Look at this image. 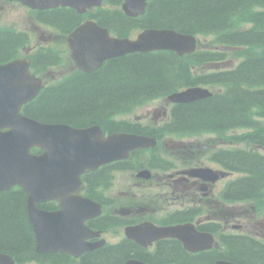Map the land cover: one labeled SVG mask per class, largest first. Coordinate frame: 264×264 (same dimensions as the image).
<instances>
[{
  "label": "trees",
  "instance_id": "1",
  "mask_svg": "<svg viewBox=\"0 0 264 264\" xmlns=\"http://www.w3.org/2000/svg\"><path fill=\"white\" fill-rule=\"evenodd\" d=\"M264 0H152L139 21L118 13L119 36L135 28H167L181 33L213 36L210 45L227 51H202L178 57L170 52L131 54L106 62L101 68L82 75L57 89L39 95L24 114L43 122H63L75 126L98 124L113 132H128L159 137L163 132L194 134L214 132L234 145L232 150L209 153L207 160L219 163L241 177L231 185L235 198L255 196L264 188ZM142 27H135L136 25ZM250 25L249 27H244ZM134 26V27H127ZM15 40L0 36V62L14 54ZM230 54V55H229ZM51 52L39 53L46 60ZM231 58L232 67L209 70V66ZM213 87L212 97L171 108L169 122L159 129L114 121L134 106L183 88ZM251 128V132L224 136L225 133ZM145 131V132H143ZM204 156L187 158L192 165ZM25 211V193L12 190L0 193V252L13 257L16 264H73L58 255H38ZM241 259L264 264V254L236 245ZM128 256L108 247L92 255L84 264H118Z\"/></svg>",
  "mask_w": 264,
  "mask_h": 264
},
{
  "label": "flooded vegetation",
  "instance_id": "2",
  "mask_svg": "<svg viewBox=\"0 0 264 264\" xmlns=\"http://www.w3.org/2000/svg\"><path fill=\"white\" fill-rule=\"evenodd\" d=\"M17 14H21L19 19ZM117 16L116 2L112 0L81 13L68 7L38 11L20 2L0 0L1 32L6 39L14 37V46H22L17 58H29L31 72L46 79V86L48 81L51 85L58 84L74 70L72 66L63 69V61L68 60L66 37L69 32L86 21H93L100 27H117L113 22V19L119 21ZM47 46L55 47L62 54L46 60L32 57L38 48ZM52 59L57 71L43 73L44 66ZM164 139L165 149L154 153L158 161H155L154 154H145L152 156L149 179L138 177L142 164L133 159L113 162L81 175L82 186L73 195L89 198L101 206V215L85 221L89 230L100 233L96 239L89 240L110 237L117 250L128 249V256L118 264H124L130 258L145 264H216L221 260L250 264L241 259L236 245L264 254V207L253 205L250 200L236 205L223 200L227 176L210 183L186 174L190 168L201 166L221 171L210 163L186 165V157L202 153L200 144H196V151L192 142ZM42 204L45 208L58 209L56 200ZM144 224L156 227L192 225L194 237L201 236L197 245L206 248L187 251L184 243L175 239L156 240L143 246L125 237L126 228ZM143 241L147 242L146 239ZM99 251L85 253L76 261H90Z\"/></svg>",
  "mask_w": 264,
  "mask_h": 264
},
{
  "label": "water",
  "instance_id": "3",
  "mask_svg": "<svg viewBox=\"0 0 264 264\" xmlns=\"http://www.w3.org/2000/svg\"><path fill=\"white\" fill-rule=\"evenodd\" d=\"M36 10L58 6L70 7L81 13L98 6L103 0H17ZM122 10L128 17H137L145 11L149 0H121ZM71 59L81 72L89 73L104 61L130 53L170 51L178 56L191 54L196 49L193 35L172 29H145L135 40L111 37L106 28L87 23L75 29L67 39ZM30 60H16L0 65V192L19 186L28 194L26 211L35 234L37 253L62 252L73 257L99 248L104 241L87 243L94 237L84 221L95 214L97 206L85 199L70 196L73 186L79 185L78 176L87 169L128 157L130 151L155 145V139L125 133L107 138L98 126L83 130L67 125L45 124L20 114V108L33 100L43 82L28 72ZM201 87L188 88L167 97L174 104H187L210 97ZM6 130V131H4ZM43 150L40 155L30 153L31 148ZM207 168L194 169L192 176L215 179ZM145 176L148 172H142ZM56 198L60 210L43 212L36 207L42 200ZM184 227L150 228L153 238H179ZM141 227L127 231L130 238ZM146 236V235H145ZM0 264H13V260L0 253ZM125 264H141L128 261ZM217 264H231L218 262Z\"/></svg>",
  "mask_w": 264,
  "mask_h": 264
},
{
  "label": "rangeland",
  "instance_id": "4",
  "mask_svg": "<svg viewBox=\"0 0 264 264\" xmlns=\"http://www.w3.org/2000/svg\"><path fill=\"white\" fill-rule=\"evenodd\" d=\"M21 16V14H17V19H19ZM21 28H25V27H21ZM16 29H19V27H16ZM137 32L134 33V35ZM214 39L213 36H206V37H200L199 38V47H210V43L212 42V40ZM204 51V50H203ZM234 61H231L227 67L234 65ZM166 105V102L163 99H158V100H153L150 101L148 104H144L141 106L136 107L133 112L131 113L130 116H128L129 119L133 120L135 117L138 118V120H144L143 123H154V124H158L160 125L163 121V118L160 120V114H161V107L162 105ZM153 113H155V117L153 116ZM146 121V122H145ZM264 122V120H262ZM210 138H213V136L211 135H205V136H201V137H191L189 139H185L184 141H188V142H192L195 143L197 141L199 142H204L205 140H208ZM110 241L112 242V239H110Z\"/></svg>",
  "mask_w": 264,
  "mask_h": 264
}]
</instances>
